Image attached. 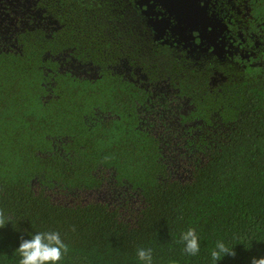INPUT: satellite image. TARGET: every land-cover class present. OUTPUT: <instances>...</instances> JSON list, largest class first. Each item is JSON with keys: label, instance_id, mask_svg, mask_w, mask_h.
Masks as SVG:
<instances>
[{"label": "trees", "instance_id": "16d2710c", "mask_svg": "<svg viewBox=\"0 0 264 264\" xmlns=\"http://www.w3.org/2000/svg\"><path fill=\"white\" fill-rule=\"evenodd\" d=\"M18 1L36 21L0 15V210L11 220L0 264H19L21 239L53 231L69 246L58 264H144L140 248L152 264L264 256V73L153 44L124 0ZM164 81L173 91L152 97L145 84ZM105 182L112 204L53 199ZM189 228L196 255L180 242ZM218 242L235 255L215 262Z\"/></svg>", "mask_w": 264, "mask_h": 264}, {"label": "flooded vegetation", "instance_id": "af4514ba", "mask_svg": "<svg viewBox=\"0 0 264 264\" xmlns=\"http://www.w3.org/2000/svg\"><path fill=\"white\" fill-rule=\"evenodd\" d=\"M1 1L0 15L8 23L36 21L31 3ZM124 1L139 13L153 44L167 46L188 61H209L264 73V0ZM18 6L24 9H15ZM218 66L211 70V85L224 78ZM139 77L145 79L143 74Z\"/></svg>", "mask_w": 264, "mask_h": 264}, {"label": "clouds", "instance_id": "9594fccd", "mask_svg": "<svg viewBox=\"0 0 264 264\" xmlns=\"http://www.w3.org/2000/svg\"><path fill=\"white\" fill-rule=\"evenodd\" d=\"M6 219L0 210V228L4 227ZM74 230V229H73ZM180 242L184 244V251L189 255H196L199 252V240L195 229L189 228L183 232ZM19 264H58V262L69 251V246L61 239L59 232H38L30 239H21L19 247ZM225 254L235 255L233 249L225 246L223 242H218L216 249L211 252L212 259L216 262ZM137 258L144 264H152V250L140 248L137 250ZM251 264H264V256L253 257Z\"/></svg>", "mask_w": 264, "mask_h": 264}, {"label": "rangeland", "instance_id": "374dc122", "mask_svg": "<svg viewBox=\"0 0 264 264\" xmlns=\"http://www.w3.org/2000/svg\"><path fill=\"white\" fill-rule=\"evenodd\" d=\"M140 80H143L142 78ZM145 86H148L147 88H149V90L152 93V97H157V95H159L161 92H165V89H167L169 86L166 82H161L159 84H157V86L155 85H148L145 84ZM169 90V89H168ZM171 92V91H169ZM167 94V93H166ZM157 99V98H156ZM181 101V100H180ZM178 101V102H180ZM184 107L182 109H184L185 111L188 110L189 106L184 102ZM177 163V166L179 164ZM186 161L181 160L180 163V167L176 172V175L179 178H186L187 175L186 173L189 172V169L187 168V163H185ZM114 189H112L111 185H109L107 182L103 183L102 186L100 188H98L97 190H86L80 193L79 197H65L62 194H53V199L57 202H73V201H82V202H87L90 200H98V201H102V202H106V203H114L115 201V196L116 194H114L113 192ZM132 202V200H131ZM134 202L137 203V200L134 199ZM170 264H175V263H170Z\"/></svg>", "mask_w": 264, "mask_h": 264}]
</instances>
